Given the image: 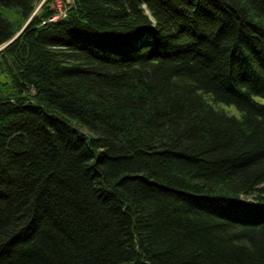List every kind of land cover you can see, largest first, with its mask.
<instances>
[{"label":"trees","instance_id":"16d2710c","mask_svg":"<svg viewBox=\"0 0 264 264\" xmlns=\"http://www.w3.org/2000/svg\"><path fill=\"white\" fill-rule=\"evenodd\" d=\"M40 1L0 0V264H264V0Z\"/></svg>","mask_w":264,"mask_h":264},{"label":"built area","instance_id":"2783aa9c","mask_svg":"<svg viewBox=\"0 0 264 264\" xmlns=\"http://www.w3.org/2000/svg\"><path fill=\"white\" fill-rule=\"evenodd\" d=\"M45 0H41V4ZM71 0H53V5L55 7V14H53L51 17H49L48 20L55 21L61 16L66 14L67 8L69 7Z\"/></svg>","mask_w":264,"mask_h":264},{"label":"rangeland","instance_id":"374dc122","mask_svg":"<svg viewBox=\"0 0 264 264\" xmlns=\"http://www.w3.org/2000/svg\"><path fill=\"white\" fill-rule=\"evenodd\" d=\"M40 6H41V2L37 3V6H36L34 12H36L39 9ZM224 107L228 108L232 112H236V113L238 112V108L235 105L224 104Z\"/></svg>","mask_w":264,"mask_h":264}]
</instances>
